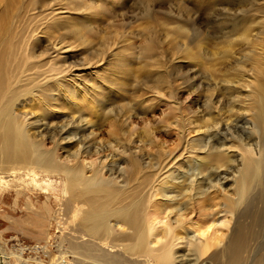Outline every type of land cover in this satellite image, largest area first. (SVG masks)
Segmentation results:
<instances>
[{
	"label": "bare ground",
	"instance_id": "bare-ground-1",
	"mask_svg": "<svg viewBox=\"0 0 264 264\" xmlns=\"http://www.w3.org/2000/svg\"><path fill=\"white\" fill-rule=\"evenodd\" d=\"M38 1L24 3L30 8ZM20 13L17 8L3 27L5 34H0V193L13 192L17 198L25 196L24 209L31 219L37 220L40 216L32 213L34 209L38 210L33 198L45 197L42 208L49 211L52 199L59 200L52 194L54 177L60 181L63 200L59 207L57 204L51 219L56 229L62 232L59 236L61 242H68L71 247L60 242L57 245L59 255L51 263L41 264H71L65 260L68 252L78 260L85 257L94 262L101 260L102 264H185L186 256H195V264H202L199 260L214 245L221 244V248L208 257L212 264H264V38L252 74L246 73L245 79L244 76L240 77L241 81L239 79L241 97L236 100L241 101V109L248 120L247 132L242 135L231 129L234 125L232 114L220 121L222 124H215L216 118L206 117L204 105L200 104L195 113L198 122L194 127L187 126V131L183 129L180 137L182 150L186 148L187 151L175 161L162 165V162L153 163L150 153L145 150L148 144H158L156 130L142 128L135 133L130 124L133 116L128 114L125 120L115 118L128 127V132H124L125 139L118 136V131H114L115 123L110 120L112 114L104 109L107 114L101 117L100 101L97 100L100 93L89 91L86 85L80 89L73 86V83L79 85L81 82H78L77 75L75 78L73 75V68L77 65H67L61 60V51L65 47L51 48L55 50L53 53L47 48L49 54L47 52L48 55L43 57L40 53L41 57L31 46L37 41L33 36H27L25 40L20 38L21 24L24 23H20ZM97 19L98 14H94L92 24ZM15 26L17 30L13 28ZM90 38L87 42L82 39L90 45ZM40 52L46 54L44 50ZM83 105L92 111L93 120L89 119L91 115ZM58 110L69 113L61 114ZM220 126L225 127L228 134L215 130V138L219 136L217 143L207 142L210 138V135L206 136L207 132ZM101 130L108 135L107 139L99 137ZM192 132L194 136H190ZM158 145L165 149L164 143ZM224 167L234 171L232 179L224 178L233 183L234 195L227 192L221 195L220 192L213 199H220L215 207H219L222 200L224 203V208H220L217 214H231L235 220L227 241L223 243V239H218L215 244L210 241L198 243L194 235L183 238L190 228L187 223L192 220L184 217L183 210L190 208L192 200L199 202L200 196L223 184V179H212V173H207L220 172ZM256 195L261 198L260 221L258 225L251 222L253 225L243 226L245 224L241 225L240 221L243 207L256 201ZM258 203L255 205L259 206ZM170 214L178 215L175 223ZM218 218L221 219L217 216L215 221ZM161 222L165 227L159 232L157 226ZM258 235L261 240L256 243ZM185 243L189 246L188 252L177 256ZM34 249L49 253L47 246L38 245ZM14 256L19 264H26L22 254ZM6 257V251L0 250L3 264L7 262ZM81 261L74 264L85 263Z\"/></svg>",
	"mask_w": 264,
	"mask_h": 264
},
{
	"label": "rangeland",
	"instance_id": "rangeland-1",
	"mask_svg": "<svg viewBox=\"0 0 264 264\" xmlns=\"http://www.w3.org/2000/svg\"><path fill=\"white\" fill-rule=\"evenodd\" d=\"M26 1L0 0V34H5L3 27L11 20L13 12L19 8L20 23L24 22L21 24L23 31L20 38L25 40L27 36L29 38L33 36V40H37L31 43L35 54L46 57L48 51H55L51 48L68 46V50L62 49L61 60L67 65H77L73 68L75 71L73 75L74 78L77 75V80L81 83L79 85L77 82L73 83V86L80 89L86 85L89 91L91 89V92L100 93L101 98L97 97V100L100 101L98 109L102 110L101 117L107 114L104 109L112 114L113 118L110 117V120L115 123L114 131L115 133L118 131V136L125 139L124 132H128V127L115 118L125 120L128 114L133 116L130 124L135 133L142 128L156 130L157 143H164L165 149H161L155 143L146 146L145 150L150 153L153 163L162 162V165H166L178 159L180 154H184L186 148L182 150L180 140L182 130L186 128L187 131L189 126L194 127L198 122L195 113L200 104L204 105L206 117L216 118L215 124L232 114L234 125L231 129L242 135L247 132L248 120L241 109V101L236 99L241 97L240 77L244 76L245 79L247 74H252L255 59L261 53V39L264 38V0H39L36 6L33 4L30 8L25 4ZM94 14H98V19L92 24ZM13 28L17 30L16 26ZM82 38L86 42L90 38L89 41L92 40L90 45L84 43ZM42 50L46 54L40 52ZM112 52L118 55L112 56ZM207 100L209 102L211 100L210 104ZM177 103L179 108L174 109L178 106ZM84 108L91 115L89 119L93 120L92 111L87 110L86 106ZM149 109L152 110L141 115ZM231 109L233 110L230 111ZM59 112L65 114L67 111L58 110ZM136 114L140 116L136 117ZM221 126L207 132L206 136L210 135L207 142L217 143L219 139V136L215 138L217 131L220 130L221 133L225 131V127ZM224 134H228L227 131ZM194 135V132L190 134ZM99 137L107 139L108 135L101 130ZM165 153L172 155L168 157ZM231 171L224 167L220 172L218 170L207 173L209 175L212 173L210 177L212 179L215 177L223 179L221 180L223 184L200 196L199 202L195 201L197 199L192 200L190 208L183 210L184 217L192 219L187 223L190 228L183 238L187 239L194 235L198 243L210 241L215 244L218 239H223V243L227 241L235 220L231 214H226L227 216L224 212L217 214L220 208H224V203L222 200L221 205L215 207L220 199H213V196L220 192L221 195L225 192L234 195L233 183L224 179L226 176L232 179L234 171ZM53 182L55 190L52 194L59 199V203L52 199L50 210L43 211L46 210L42 208V203L46 201L45 197L33 198L32 202L36 204L38 210L34 209L32 213H35L36 217L40 216L37 220L31 219L24 209L25 196L17 198L13 192L0 193V250L6 251V264H19L14 254H22L26 264L51 263L59 255L57 245L61 242L59 236L62 232L56 229L51 216L55 214L57 204L58 207L62 204L63 195L61 183L56 176ZM257 196L259 195L254 197ZM259 197L255 199L256 201L252 200L253 203L244 205L242 219L240 218L241 225L248 226L254 222L256 225L260 221ZM256 203L259 206H256ZM177 216L170 214L174 223ZM217 216L221 219L215 221ZM163 224L165 223L158 224L157 231L161 232L164 229ZM256 238L258 239L256 243H259L261 238L259 235ZM61 244L71 247L65 241ZM38 245L47 246L49 253L35 250L34 247ZM222 245H214L199 262L210 264L208 257ZM188 247L186 243L183 244L177 256L187 253ZM186 257L185 264H195L193 261L195 256ZM78 259L71 252L65 257L71 264L81 260H84V264H102L101 260L94 262L85 257ZM0 264H3L1 258Z\"/></svg>",
	"mask_w": 264,
	"mask_h": 264
}]
</instances>
